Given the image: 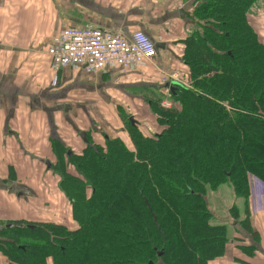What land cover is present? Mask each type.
Wrapping results in <instances>:
<instances>
[{
  "label": "trees",
  "instance_id": "trees-1",
  "mask_svg": "<svg viewBox=\"0 0 264 264\" xmlns=\"http://www.w3.org/2000/svg\"><path fill=\"white\" fill-rule=\"evenodd\" d=\"M259 1L195 8L183 62L202 95L178 85L174 108L158 111L162 132L144 136L130 121L131 145L89 137L80 156L51 140L77 228L0 222V263L208 264L230 245L229 225H213L209 205L223 185L241 202L232 220L253 234L252 187L264 184V44L248 16Z\"/></svg>",
  "mask_w": 264,
  "mask_h": 264
},
{
  "label": "crops",
  "instance_id": "crops-1",
  "mask_svg": "<svg viewBox=\"0 0 264 264\" xmlns=\"http://www.w3.org/2000/svg\"><path fill=\"white\" fill-rule=\"evenodd\" d=\"M201 2L0 0V222L77 228L72 204L55 172L58 160L51 140H61L71 155L80 156L83 147L76 136L84 146L89 137L101 145V131L117 127L119 103L131 113L147 114V107L141 112L132 105L139 103L129 101L130 93L151 76L152 68L155 72V65L161 69L181 63L185 50L181 46L196 29L193 10ZM86 26L127 38L143 31L162 48L153 62L126 77L114 67L91 72L85 67L65 66L59 69L53 85L55 69L48 49L63 29ZM83 132L86 141L81 137ZM127 144L131 145L130 139ZM252 192L253 234L230 216V205L237 200L229 199L223 218L214 213L210 203L215 217L229 223L230 245L224 257L208 264H264V186L253 184Z\"/></svg>",
  "mask_w": 264,
  "mask_h": 264
},
{
  "label": "rangeland",
  "instance_id": "rangeland-1",
  "mask_svg": "<svg viewBox=\"0 0 264 264\" xmlns=\"http://www.w3.org/2000/svg\"><path fill=\"white\" fill-rule=\"evenodd\" d=\"M248 20L249 23L252 25V27L255 29L256 33L259 35L260 41L264 44V1L263 0L256 2L254 6L251 8L248 16ZM202 53H203V49H202ZM184 58L185 57L181 56V63L175 62L171 66L167 64L161 67V69L155 68L156 69L155 72L157 71L156 73L153 72L154 70L153 68L152 69L150 68L151 69L150 71L152 73L151 76L148 78L145 77L142 80V82H140L142 84H139L138 87L136 88L133 87V91H131L130 93L131 96L129 100L130 102L139 103V104H132L133 106L135 105V107L137 106L136 109L140 110L141 112H144L142 108L145 106L147 107L149 112L147 114L145 113L142 114L139 111H138L139 113L137 114L136 111L134 113H131L126 109L128 108L126 105L119 103L117 105L119 107L117 109V118H116L117 127L104 129L105 132L101 131L102 135L101 136L99 135L102 138L101 147L106 146L108 139L119 138L127 142V140L130 139L129 127H130V117L132 116L134 117L133 119L137 121L135 122V125L139 129L138 131L142 133V135L144 136L147 135V137H153L154 135H157L158 133L162 132V126H160L159 123L157 122L158 111L160 108L164 110H169L174 108L173 94L175 91H177L176 88L178 85L181 86L183 85L187 88L194 89V92L198 93L199 95H202L201 92L193 88L192 83L194 82V80L191 77L189 67L185 65V63L183 62ZM175 73L178 76L177 78H174L173 76V74ZM164 77H167L171 80L173 79L178 80L175 89H174V85L165 84L162 82V79ZM84 126L89 128L87 123H85ZM119 130L123 131L124 134L118 133ZM76 138L84 149L85 146L82 144L80 138H78L77 136ZM105 138H107V140ZM58 141L61 142V140ZM83 149H81L80 152L81 151L83 152ZM226 187H227L226 185H223L219 187L216 191H213L212 193L209 194V205L210 203L214 205L213 206L214 213L218 215L220 218H223V215L225 214L226 204L230 205L229 199L232 198L233 200L236 201V197H237L233 191H230V188L227 190ZM239 202L240 201H236V202L233 201L232 204L230 205V208L237 205L240 206L241 202L240 204H238ZM218 218H216L213 221L214 225H220L223 223L229 225L227 221H221ZM0 264H4V263H0Z\"/></svg>",
  "mask_w": 264,
  "mask_h": 264
},
{
  "label": "built area",
  "instance_id": "built-area-1",
  "mask_svg": "<svg viewBox=\"0 0 264 264\" xmlns=\"http://www.w3.org/2000/svg\"><path fill=\"white\" fill-rule=\"evenodd\" d=\"M56 71L53 85L57 84L58 71L65 66L85 67L91 72L117 68L121 76L153 61L155 43L143 31H135L130 37L107 32L93 26L63 29L54 46L48 50ZM177 78V74H173ZM172 76V77H173ZM162 82L171 84L177 79L164 77Z\"/></svg>",
  "mask_w": 264,
  "mask_h": 264
},
{
  "label": "water",
  "instance_id": "water-1",
  "mask_svg": "<svg viewBox=\"0 0 264 264\" xmlns=\"http://www.w3.org/2000/svg\"><path fill=\"white\" fill-rule=\"evenodd\" d=\"M161 48H162V45L159 44V43H156V50H157V52H158ZM130 121H131L132 125L135 126V121H134V119H133L132 117L130 118ZM81 137L84 138V141L87 140V139H86V134H85V132H83V133L81 134ZM29 228L33 229V228H35V226H29Z\"/></svg>",
  "mask_w": 264,
  "mask_h": 264
}]
</instances>
